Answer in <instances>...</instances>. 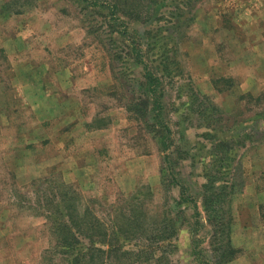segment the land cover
Segmentation results:
<instances>
[{
  "label": "rangeland",
  "instance_id": "obj_1",
  "mask_svg": "<svg viewBox=\"0 0 264 264\" xmlns=\"http://www.w3.org/2000/svg\"><path fill=\"white\" fill-rule=\"evenodd\" d=\"M0 264H264V0H0Z\"/></svg>",
  "mask_w": 264,
  "mask_h": 264
},
{
  "label": "trees",
  "instance_id": "obj_2",
  "mask_svg": "<svg viewBox=\"0 0 264 264\" xmlns=\"http://www.w3.org/2000/svg\"><path fill=\"white\" fill-rule=\"evenodd\" d=\"M84 1V0H83ZM110 1H114V0H110ZM103 2L104 3H108L109 2V0H103ZM145 69H147V68H145ZM143 78H144V80H151V79H153L154 77H153V75L149 72V71H147L144 75H143ZM139 88L141 89V90H143V88H142V86H139ZM163 97H164V95H163V93H158V94H156L155 95V98H156V102L155 103H148V105H150V114H149V119H148V121H150V123L153 125V124H157V120H159L158 118H157V116H155L154 115V113H157V111H161V110H163V107H165V105L164 104H162V101H163ZM152 132V134L154 135L153 137H155V134L153 133V131H151ZM156 138V137H155ZM157 142H158V145L163 149V150H167V146L165 147L161 142H159L158 140H157ZM163 171L165 172V170L163 169ZM64 217V220H63V225H67V224H70L71 222H73V216L70 214V216L68 217V218H66L67 216H63ZM87 223V222H86ZM98 220H96L95 219V221H93V220H90L89 219V221H88V225H90V226H87V225H85L84 223H81L80 225L78 224V225H75V227H73V226H71V229H69V233H68V236L67 237H61L62 235H60L59 237H57L58 238V241H59V244L61 245V246H63L65 249H74V248H77V247H73V245H74V243H73V240L72 239H74V238H76L77 239V237H79V236H87L88 238H89V236H91V235H85L86 234V230H89L90 232H92V234L93 233H95L96 234V231H97V229H96V227L98 226ZM81 225H83L84 226V228L82 229L81 228ZM68 226V225H67ZM64 233H65V230H64ZM65 235V234H64ZM97 236V235H96ZM107 236V234L106 233H103V235H101V237H100V239H103V238H105ZM161 240H163V239H161ZM166 241H168L169 239L168 238H166L165 239ZM75 244H77V243H75ZM93 248H95L94 247V245L92 246ZM70 252V251H69ZM225 253H226V251H224L223 253H222V255H220V257H222V260H224L223 259V257L225 256ZM68 254V253H67Z\"/></svg>",
  "mask_w": 264,
  "mask_h": 264
},
{
  "label": "crops",
  "instance_id": "obj_3",
  "mask_svg": "<svg viewBox=\"0 0 264 264\" xmlns=\"http://www.w3.org/2000/svg\"><path fill=\"white\" fill-rule=\"evenodd\" d=\"M257 68V67H256ZM165 173V172H164ZM165 176V175H164Z\"/></svg>",
  "mask_w": 264,
  "mask_h": 264
}]
</instances>
